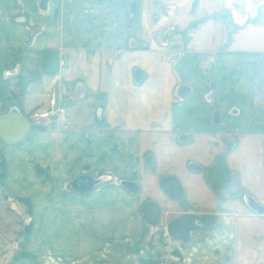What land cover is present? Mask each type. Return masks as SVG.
<instances>
[{"label":"crops","instance_id":"0c3cea01","mask_svg":"<svg viewBox=\"0 0 264 264\" xmlns=\"http://www.w3.org/2000/svg\"><path fill=\"white\" fill-rule=\"evenodd\" d=\"M52 94L66 100L61 121L0 138V169L15 170L0 195L33 217L21 248L73 264H264V214L246 202L264 207V0H49L45 11L0 0V117L27 118ZM219 157L233 182L215 190L206 176ZM81 175L104 181L79 194ZM168 176L180 200L162 190ZM186 213L218 215L217 226L173 240L166 226Z\"/></svg>","mask_w":264,"mask_h":264},{"label":"water","instance_id":"95a60500","mask_svg":"<svg viewBox=\"0 0 264 264\" xmlns=\"http://www.w3.org/2000/svg\"><path fill=\"white\" fill-rule=\"evenodd\" d=\"M49 0H39V8L43 11L47 9ZM134 5V4H133ZM60 60L54 54L47 52L44 56L45 71L54 74L59 70ZM136 73V80L139 82L141 74ZM31 127V123L26 117L21 115L16 109L11 110L8 115L0 117V138L6 143H16L24 138ZM199 167H197L198 169ZM200 169V168H199ZM104 178H94L88 175H81L71 183V189L79 194H86L100 185ZM206 181L215 190L228 188L233 179L226 165L224 157H219L214 165L207 171ZM120 185L128 189L131 193L137 194L139 186L131 181H121ZM162 190L173 200H180L184 191L175 176H168L161 180ZM248 207L257 214H264V207L253 197L246 196ZM145 219L150 224H156L159 218V208L154 204H146L143 207ZM218 223L217 215H196L192 213L183 214L170 221L166 226V232L173 240L181 241L185 245L190 243L194 232L203 231L210 233L214 231Z\"/></svg>","mask_w":264,"mask_h":264},{"label":"rangeland","instance_id":"374dc122","mask_svg":"<svg viewBox=\"0 0 264 264\" xmlns=\"http://www.w3.org/2000/svg\"><path fill=\"white\" fill-rule=\"evenodd\" d=\"M135 5V4H134ZM136 13V12H135ZM134 13V14H135ZM165 32V31H164ZM166 32L175 34V26L168 25ZM175 36L166 39H158V42L162 43H174ZM160 38H163L160 35ZM168 46V45H167ZM62 122H60L61 124ZM42 126V125H41ZM35 126V127H41ZM40 129V128H38ZM42 130V129H40ZM0 169V183L3 176H10L8 178L11 185H14L15 180V170L14 168L9 173H3ZM1 185V184H0ZM0 191H2L0 187ZM252 214H255L252 212ZM33 217L29 215L26 205H22L20 201L15 199L14 195L8 198H2L0 195V264H73L68 261H62L59 258H52L49 255H42L38 252H31V247L21 248L22 243L25 244L24 240L27 242L26 235L28 234L27 229H29ZM29 243V242H28ZM20 245V247H19ZM195 255H207L204 253L196 252ZM144 257V256H143ZM203 262H205L206 256L200 257ZM143 260L152 261L151 264H160L159 260L141 258L137 263L127 262L126 264H142ZM174 260L164 261V264H174ZM179 264V263H176Z\"/></svg>","mask_w":264,"mask_h":264},{"label":"built area","instance_id":"2783aa9c","mask_svg":"<svg viewBox=\"0 0 264 264\" xmlns=\"http://www.w3.org/2000/svg\"><path fill=\"white\" fill-rule=\"evenodd\" d=\"M67 113L66 100L52 94L46 108L32 110L27 119L33 126L44 125L46 121H61Z\"/></svg>","mask_w":264,"mask_h":264},{"label":"flooded vegetation","instance_id":"af4514ba","mask_svg":"<svg viewBox=\"0 0 264 264\" xmlns=\"http://www.w3.org/2000/svg\"><path fill=\"white\" fill-rule=\"evenodd\" d=\"M193 214V213H192ZM210 215H213V214H210ZM200 216H203V215H200ZM218 216V215H217ZM194 233H199V234H204L205 232L203 231H197V232H194ZM193 235V234H192ZM191 239H192V236H191Z\"/></svg>","mask_w":264,"mask_h":264},{"label":"trees","instance_id":"16d2710c","mask_svg":"<svg viewBox=\"0 0 264 264\" xmlns=\"http://www.w3.org/2000/svg\"><path fill=\"white\" fill-rule=\"evenodd\" d=\"M152 263V261H148V260H143L142 261V264H151Z\"/></svg>","mask_w":264,"mask_h":264}]
</instances>
